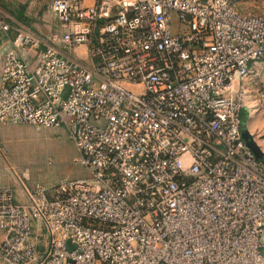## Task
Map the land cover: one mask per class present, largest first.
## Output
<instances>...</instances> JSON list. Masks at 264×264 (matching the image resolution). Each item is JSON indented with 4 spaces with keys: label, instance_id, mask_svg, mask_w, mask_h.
I'll return each mask as SVG.
<instances>
[{
    "label": "built area",
    "instance_id": "built-area-1",
    "mask_svg": "<svg viewBox=\"0 0 264 264\" xmlns=\"http://www.w3.org/2000/svg\"><path fill=\"white\" fill-rule=\"evenodd\" d=\"M47 1L46 35L0 16V124L64 129L89 177L20 182L23 201L1 185L2 264H264V166L242 138L264 13Z\"/></svg>",
    "mask_w": 264,
    "mask_h": 264
},
{
    "label": "rangeland",
    "instance_id": "rangeland-1",
    "mask_svg": "<svg viewBox=\"0 0 264 264\" xmlns=\"http://www.w3.org/2000/svg\"><path fill=\"white\" fill-rule=\"evenodd\" d=\"M245 13H264V0H234ZM47 8L42 13L47 15ZM258 85L256 97L257 117L260 122L250 131L245 121V130L255 142H264V71L254 77ZM254 113L251 114V118ZM0 148L9 164V185L22 182L29 189L40 184L48 189L65 179H86L88 173L77 162L78 152L62 128L34 129L27 126L0 124ZM5 173V172H4ZM26 175V176H25ZM15 179V181H14Z\"/></svg>",
    "mask_w": 264,
    "mask_h": 264
},
{
    "label": "crops",
    "instance_id": "crops-1",
    "mask_svg": "<svg viewBox=\"0 0 264 264\" xmlns=\"http://www.w3.org/2000/svg\"><path fill=\"white\" fill-rule=\"evenodd\" d=\"M86 4L90 5L94 3V0H85ZM47 8V15L42 13V7ZM243 12V11H242ZM0 16L3 17L12 27L17 25L29 26L43 34H49L56 29V24L54 17L48 8L47 0H0ZM12 39V32L9 34L8 38L0 39V67L2 65V60L5 51L11 48L10 40ZM264 69H259V74L262 73ZM254 79V85L256 84V79ZM260 119L255 114L252 118L250 116L248 127L251 131L256 124H259ZM245 125V124H244ZM1 130V127H0ZM261 152L264 153V142H255ZM8 164L6 157L3 155L0 148V167L6 166ZM15 181V179H14ZM10 179L7 172H0V186L9 185ZM17 185H19V191L16 189L15 184L10 185L13 188L15 198L19 201H23L21 197L20 183L16 180ZM22 183V182H21ZM23 184V183H22ZM25 186V185H24ZM28 188L27 186H25ZM31 188V187H30ZM5 233L0 230V243L3 241ZM0 264H2L0 257Z\"/></svg>",
    "mask_w": 264,
    "mask_h": 264
},
{
    "label": "water",
    "instance_id": "water-1",
    "mask_svg": "<svg viewBox=\"0 0 264 264\" xmlns=\"http://www.w3.org/2000/svg\"><path fill=\"white\" fill-rule=\"evenodd\" d=\"M242 138L246 144V146L250 149V151L255 156L256 160L264 166V153L261 152L255 141L252 139L251 135L245 130L242 132ZM67 247L72 249L73 247L68 243ZM264 254V252H263Z\"/></svg>",
    "mask_w": 264,
    "mask_h": 264
},
{
    "label": "bare ground",
    "instance_id": "bare-ground-1",
    "mask_svg": "<svg viewBox=\"0 0 264 264\" xmlns=\"http://www.w3.org/2000/svg\"><path fill=\"white\" fill-rule=\"evenodd\" d=\"M252 113H254V115L257 114V109L255 108V109L251 110L250 116H251Z\"/></svg>",
    "mask_w": 264,
    "mask_h": 264
},
{
    "label": "trees",
    "instance_id": "trees-1",
    "mask_svg": "<svg viewBox=\"0 0 264 264\" xmlns=\"http://www.w3.org/2000/svg\"><path fill=\"white\" fill-rule=\"evenodd\" d=\"M244 124H245V121H243V123H242V132L245 131V127H244L245 125Z\"/></svg>",
    "mask_w": 264,
    "mask_h": 264
}]
</instances>
